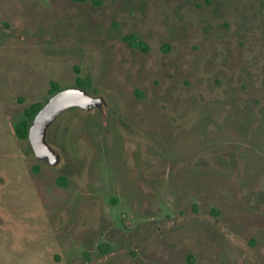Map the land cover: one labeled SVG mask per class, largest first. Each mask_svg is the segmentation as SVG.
Returning a JSON list of instances; mask_svg holds the SVG:
<instances>
[{
    "label": "rangeland",
    "instance_id": "rangeland-1",
    "mask_svg": "<svg viewBox=\"0 0 264 264\" xmlns=\"http://www.w3.org/2000/svg\"><path fill=\"white\" fill-rule=\"evenodd\" d=\"M0 264H264V0H0Z\"/></svg>",
    "mask_w": 264,
    "mask_h": 264
},
{
    "label": "water",
    "instance_id": "water-1",
    "mask_svg": "<svg viewBox=\"0 0 264 264\" xmlns=\"http://www.w3.org/2000/svg\"><path fill=\"white\" fill-rule=\"evenodd\" d=\"M105 101L103 96H96L86 88L71 86L62 88L52 94L35 115L28 132L29 148L40 158H48L53 165L60 161V154L55 151L47 139L49 126L63 112L70 108L80 107L91 110L102 107ZM102 109V108H101Z\"/></svg>",
    "mask_w": 264,
    "mask_h": 264
},
{
    "label": "trees",
    "instance_id": "trees-1",
    "mask_svg": "<svg viewBox=\"0 0 264 264\" xmlns=\"http://www.w3.org/2000/svg\"><path fill=\"white\" fill-rule=\"evenodd\" d=\"M125 40L134 47L140 48L142 50H149L148 43L138 36L135 33H130L125 36ZM77 72H79V69ZM77 86L85 88L87 86V82L85 78H83L80 74L77 75ZM61 88L59 84L55 81H52V88L50 89V94H54L59 91ZM45 104V102H36L33 103L31 106L25 108L24 112L19 115V117L12 122L13 130L16 136L20 139L27 140L28 139V132L32 121L37 114V112L41 109V107ZM57 180L60 184L67 185L68 181L64 175H59Z\"/></svg>",
    "mask_w": 264,
    "mask_h": 264
},
{
    "label": "flooded vegetation",
    "instance_id": "flooded-vegetation-1",
    "mask_svg": "<svg viewBox=\"0 0 264 264\" xmlns=\"http://www.w3.org/2000/svg\"><path fill=\"white\" fill-rule=\"evenodd\" d=\"M136 34V33H135ZM126 35H128V34H126ZM125 35V36H126ZM142 38V37H141ZM143 39V38H142ZM124 40H125V37H124ZM145 40V39H144ZM126 41V40H125ZM146 41V40H145ZM127 42V41H126ZM147 42V41H146ZM128 43V42H127ZM148 43V42H147ZM129 44V43H128ZM130 45V44H129ZM131 46V45H130ZM131 47H133V48H137V47H134V46H131ZM138 49H140V48H138ZM150 49V48H149ZM145 52H148V50H144ZM74 108H80V107H74ZM74 108H71V109H74ZM97 108H99V107H97ZM80 109H82V108H80ZM84 110V109H83ZM68 111V110H67ZM24 112V111H23ZM22 114V113H21ZM17 119V118H16ZM15 119V120H16ZM58 119V118H57ZM57 119L49 126V128H48V132H47V139H48V134H49V129H51V127L54 125V123L57 121ZM14 120V121H15ZM20 139V138H19ZM21 140H23V139H21ZM25 142H26V144H27V149L29 150V153H31V154H33L32 152H31V150H30V148H29V141H28V139L27 140H24ZM49 141V140H48ZM50 143V142H49ZM51 144V143H50ZM34 155V154H33ZM35 158L37 159V161H38V163H43V162H49V159L48 158H40V157H37L36 155H35ZM38 168H40V166L37 164V165H35V169L37 170ZM123 233V232H122Z\"/></svg>",
    "mask_w": 264,
    "mask_h": 264
}]
</instances>
